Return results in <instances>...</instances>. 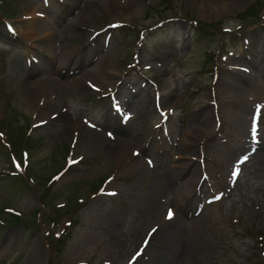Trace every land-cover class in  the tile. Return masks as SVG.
I'll return each instance as SVG.
<instances>
[{"label":"rangeland","instance_id":"obj_1","mask_svg":"<svg viewBox=\"0 0 264 264\" xmlns=\"http://www.w3.org/2000/svg\"><path fill=\"white\" fill-rule=\"evenodd\" d=\"M98 1L23 0L19 13L7 19L16 34L0 20V116L11 114L2 126L17 148L26 129L37 136L29 140L28 168L40 189L56 175L40 228L13 224L5 206L35 214L40 198L19 178H9V154L0 145V264H51V254L56 264H152L155 237L170 222L165 209L172 210L179 199L170 188L164 193L152 183L158 178L165 184V164L176 169L180 160L185 168L188 161L196 165L198 177L188 185L197 197L192 209L209 220L210 245L199 246L192 264H264V102H255L262 100L256 86L264 78V0L91 5ZM248 7L252 15L240 16ZM6 15L0 6V17ZM37 19L46 24L36 25ZM196 20H222L231 33L210 36L195 28ZM80 30L87 34L80 37ZM30 55L33 65L27 66ZM19 56L22 71L16 68ZM65 56L77 59L66 62ZM24 76L43 83L32 99ZM71 80L79 83L73 91L66 84ZM54 84L67 88L57 93ZM116 106L126 112L125 120L114 112ZM246 107L250 112L237 123ZM206 114L211 131L202 133ZM196 127L199 133L191 137ZM107 130L126 142L118 158L108 151L113 140ZM95 131H101V140ZM249 136L256 146H242ZM136 149L149 171L134 163ZM238 157L247 159L227 180L225 163ZM184 172L176 170L177 184L187 178ZM150 198L162 204L159 215L148 207ZM61 203L70 209L61 210ZM63 211L73 212L78 224L57 252L63 219L56 224L50 219ZM143 249L139 258L149 260H137Z\"/></svg>","mask_w":264,"mask_h":264},{"label":"bare ground","instance_id":"obj_2","mask_svg":"<svg viewBox=\"0 0 264 264\" xmlns=\"http://www.w3.org/2000/svg\"><path fill=\"white\" fill-rule=\"evenodd\" d=\"M109 0H99L96 3H93L91 5H95L96 8L99 6V4L106 5ZM210 1V0H209ZM36 25L39 24H46L42 19H37L35 20ZM80 37L87 34L86 31L80 30L78 31ZM77 58L73 56L72 59H68L66 56L64 57V61H74ZM26 62V60H25ZM27 63V62H26ZM16 68L17 71H22L24 69V60L22 59L21 56L18 58V62L16 63ZM96 70V67H94V72ZM33 74H28V77H31ZM27 76H24L23 78L29 83L30 85V90L27 95L31 98L34 93L40 89L41 83L40 81L33 82L31 81ZM262 79H259L258 82H260ZM68 84V89L70 91H73L76 89V87L79 86V83L71 80L70 82L66 83ZM66 84H54L53 87L55 90L59 91V89L67 88ZM262 85L261 87H263ZM259 90L258 93V100L255 102H264V88L259 87L257 84L256 86ZM50 89H47V92ZM41 93V92H40ZM51 94V93H50ZM39 96V95H38ZM32 99V98H31ZM30 99V100H31ZM251 108L243 109L241 114L238 116L236 119L237 123H242L243 122V115L246 116L247 112H250ZM206 119H203L201 122L202 124L204 123L203 128L202 124L200 126L198 125L199 128L203 130L202 133H204L206 130L211 131V129L208 127L209 117L206 114L205 116ZM114 119L111 115V120ZM198 127L195 128V130H192L189 135L191 137L195 136L197 132L199 133ZM240 134H243L245 132V128H243L241 125L237 126ZM107 132V131H106ZM140 130L138 132H135L134 134H139ZM64 134V131H63ZM96 136L98 137L99 140H101V131H95ZM207 134V133H206ZM92 140V139H90ZM113 140V141H112ZM112 143L108 146V151L112 156H116L117 158L119 157L120 154L125 153L127 150L126 142H124V137H117L115 134H112L111 138ZM247 140L243 141V145L245 146L247 144ZM234 148V147H233ZM233 148H230V151L233 150ZM239 149V148H238ZM122 156V155H121ZM120 156V160L123 158ZM131 156V155H130ZM260 158L263 157V155H259ZM136 158V162H134L140 170H145L146 166H150L149 163L145 160V158L142 155H139ZM164 159V156L161 157V160ZM183 159H186L183 157ZM184 161L180 160V166H178L176 169H172L170 163L168 165L165 164L166 167V182L165 184H160V179H156L153 181L154 189L160 190L164 193H167L169 191V188L177 195L179 198L176 205H173L174 209H177V214L174 215L173 219L168 223L167 226H165L162 231L158 232L156 237H155V245L154 248L155 251L152 254V264H192L196 261L197 256L200 255V253L197 251L199 246H206L210 245L208 244L209 236H210V231L208 228L209 225V220L205 217V212L203 214H199L198 212H195V210L192 209V206L194 205V201L197 199L195 192L193 191V187H189L188 185L191 183L193 184L195 182L194 179L198 177L197 171L195 169V163L192 164V161H188L186 164V168L182 165ZM193 167L192 173H189L188 170ZM179 168L184 169V174L188 172L187 178L181 182L180 184H177V182L174 179H177L178 174L176 173V170ZM146 170H148L146 168ZM149 171V170H148ZM186 182V183H185ZM155 190V194L156 191ZM173 202V201H171ZM193 204V205H192ZM162 204L159 203V200L155 198H150L148 201V207H150L151 211L154 210L157 211L158 215L159 212H161V209L163 206ZM166 213V209H165ZM194 213V214H193ZM193 214L192 219L189 220L187 217L189 215ZM196 215V216H195ZM157 242V243H156ZM150 243V242H149ZM153 247V245H152ZM145 251L144 249L142 250L141 254L138 255L137 260L141 259H147L149 260L148 256H143L139 258L140 256L144 255Z\"/></svg>","mask_w":264,"mask_h":264},{"label":"snow or ice","instance_id":"obj_3","mask_svg":"<svg viewBox=\"0 0 264 264\" xmlns=\"http://www.w3.org/2000/svg\"><path fill=\"white\" fill-rule=\"evenodd\" d=\"M109 135H111V134H109ZM245 159H247V158H245ZM76 163H77V161H75V160L72 161V164H76ZM57 179H59V177H57ZM173 215H174V213L171 210H169L168 218L171 219L173 217ZM153 231H155V229Z\"/></svg>","mask_w":264,"mask_h":264}]
</instances>
